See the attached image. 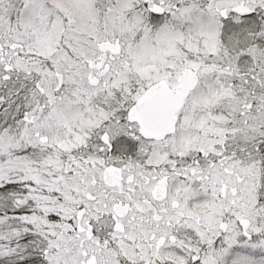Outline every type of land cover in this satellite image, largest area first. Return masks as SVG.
I'll return each mask as SVG.
<instances>
[{
	"label": "snow or ice",
	"instance_id": "snow-or-ice-1",
	"mask_svg": "<svg viewBox=\"0 0 264 264\" xmlns=\"http://www.w3.org/2000/svg\"><path fill=\"white\" fill-rule=\"evenodd\" d=\"M0 264H264V0H0Z\"/></svg>",
	"mask_w": 264,
	"mask_h": 264
}]
</instances>
